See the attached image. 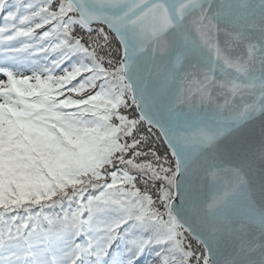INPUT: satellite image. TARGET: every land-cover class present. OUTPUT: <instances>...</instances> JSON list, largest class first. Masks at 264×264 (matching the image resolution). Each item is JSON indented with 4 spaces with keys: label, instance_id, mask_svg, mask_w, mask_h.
Returning a JSON list of instances; mask_svg holds the SVG:
<instances>
[{
    "label": "snow or ice",
    "instance_id": "6c2138e0",
    "mask_svg": "<svg viewBox=\"0 0 264 264\" xmlns=\"http://www.w3.org/2000/svg\"><path fill=\"white\" fill-rule=\"evenodd\" d=\"M0 264H264V0H0Z\"/></svg>",
    "mask_w": 264,
    "mask_h": 264
}]
</instances>
